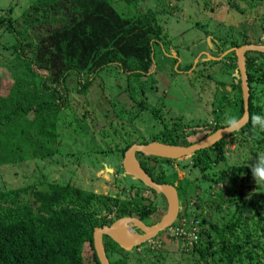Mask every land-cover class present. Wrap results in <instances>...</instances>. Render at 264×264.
<instances>
[{
    "label": "rangeland",
    "instance_id": "374dc122",
    "mask_svg": "<svg viewBox=\"0 0 264 264\" xmlns=\"http://www.w3.org/2000/svg\"><path fill=\"white\" fill-rule=\"evenodd\" d=\"M34 1L0 0V15L8 16L10 9L9 17L19 26L27 25L28 37L36 43L45 24L29 26L24 22L35 16V11L31 13ZM115 6L124 15L135 13V9L123 1L118 0ZM136 6L142 11L148 8L157 11L156 16L167 34L164 51L168 58L177 59L173 66L175 71L171 70L172 61L157 52L158 63L149 77H128L117 65H110L95 75L88 91L83 93L77 91V77L71 75L67 80L69 106L61 111L58 120L59 153L44 157L34 155L18 164L0 166V189L37 184L45 177L48 182L72 184L95 192L99 198L106 195L129 198L143 184L125 174L122 166L125 152L121 150L124 146L155 136L159 138L154 141L161 142L160 137L169 138L167 133L171 130L182 139L187 137L196 143L206 138L210 127L218 123L225 127L227 116L239 114L235 85L242 87V79L237 61L228 55L239 47L232 46L234 42L246 39L264 44V0H138ZM14 41L9 31L0 30V95L3 97H7L20 76L16 67L10 68L11 64H17L16 52L10 47ZM250 54L257 56L254 52ZM262 62L259 59V65ZM188 64H192V68L184 71ZM261 82H255L254 92L263 106L264 78ZM34 115L31 111L29 117ZM257 134L264 137V130ZM224 154L226 161L213 166L208 171L210 175L216 176L220 170L235 164L250 168L258 155H264V144L239 145L230 139L224 146ZM193 155L174 158L172 163L162 164L157 169L158 175L170 179L178 195L186 198L182 208L185 216L175 222L184 229L185 237H172L167 230L128 252L116 246L118 252L110 253L113 260L125 256L127 264H197L192 250L198 241L188 239L191 222L199 221V235L202 217L224 223L227 213H223L220 206L227 210L239 200L243 172L230 186L226 180L219 183L205 180L201 169L193 164ZM248 185L244 197L258 206L259 215L251 216L262 218L259 235L264 240V189L257 188L256 182L248 181ZM150 195L151 208L156 210L155 216L147 218L148 226L158 223L167 213L166 196L157 192ZM23 200L32 202V191ZM93 209L100 221L119 219L115 218V211L110 213L98 200ZM126 216L140 219L137 214ZM247 223L254 228L251 221ZM130 227L138 234L143 233L136 224ZM206 228L207 225H203L202 233ZM84 256L87 264H96L89 243L84 246Z\"/></svg>",
    "mask_w": 264,
    "mask_h": 264
},
{
    "label": "trees",
    "instance_id": "16d2710c",
    "mask_svg": "<svg viewBox=\"0 0 264 264\" xmlns=\"http://www.w3.org/2000/svg\"><path fill=\"white\" fill-rule=\"evenodd\" d=\"M120 1L132 6L135 13L124 15L115 6L118 0H36L32 4L33 20H24L29 26L45 24L36 43L28 37L27 25L19 26L9 17L10 9L6 13L8 16L0 15V30L6 29L15 40L10 47L16 52L17 64H11L10 68L20 71L7 97L0 95V166L18 164L34 155L44 157L59 153L58 120L61 111L69 106L67 80L71 75L77 77L76 89L83 93L88 91L95 75L110 65H117L128 77H149L158 63L157 52L172 61L171 70L175 71L173 66L177 59L168 58L164 51L163 41L167 34L156 16L157 11L153 8L142 11L136 6L138 0ZM249 43L244 39L232 46ZM251 52L257 56H252ZM234 54L228 57L237 61ZM259 59L263 60L262 65ZM192 66L185 65L184 71ZM246 69L250 87L248 122L213 146L198 150L192 157L193 164L208 181L226 180L230 186L243 172L239 200L227 210L222 204L220 206L222 212L227 213L225 222L219 224L211 218H201V226L207 225V230L202 233L201 227L198 245L192 250L197 264H264V240L259 235L262 218L251 216L258 214V206L244 197L250 187L248 181L256 182L251 169L235 164L220 170L216 176L208 173L213 166L226 161L224 146L230 139L239 145L264 144V137L257 134L259 129L251 124L252 115L264 113V105L259 104L254 92L255 82L261 84L264 78V52H247ZM235 86L239 97L237 116L241 118L244 114L242 87ZM31 111L35 113L33 118L29 117ZM221 128L219 123L210 127L206 137ZM167 134L169 138L160 137L165 144L188 146L195 143L187 137L182 139L172 130ZM134 143H128L122 152ZM251 149L254 151L253 147ZM137 158L155 181L175 186L170 179L158 175L157 170L162 164L172 163L174 158L141 152L137 153ZM257 188L264 189V184H258ZM30 191L32 202L24 201ZM152 193L156 191L143 185L129 198L107 195L99 198L95 192L72 184L48 182L45 177L37 184L0 189V264H87L84 256L87 243L93 250L95 263L100 264L94 248V230L114 220L100 221L93 209L96 201L110 213L115 211V218L137 214L146 221L155 216L156 209L151 208ZM180 197L182 213L178 219L181 220L185 216L182 208L186 198ZM247 221L252 222L253 229ZM104 245L111 264H127L125 256L114 260L110 257L118 252V244L109 236H104Z\"/></svg>",
    "mask_w": 264,
    "mask_h": 264
},
{
    "label": "water",
    "instance_id": "95a60500",
    "mask_svg": "<svg viewBox=\"0 0 264 264\" xmlns=\"http://www.w3.org/2000/svg\"><path fill=\"white\" fill-rule=\"evenodd\" d=\"M249 51L264 52V44H243L235 48L237 56L238 73L241 75L242 96L244 102V114L240 118L239 127L241 129L249 120V97L250 87L247 78L246 69V54ZM225 127L217 130L215 133L198 141L194 144L184 146L175 144H165L159 141H152L144 144L134 143L124 153L122 161L123 170L126 175L132 176L141 182L144 186L155 190L157 193H162L168 201L167 213L155 225L148 226L140 219L134 217H121L115 220L110 225L96 227L93 234L94 248L100 264H111L104 245V236H109L114 242L124 250H132L134 247L151 241L159 233L165 231L178 217L180 211L179 196L174 186L168 183H159L155 181L140 165L137 158V153L141 152L146 155H153L165 158H181L194 154L200 149L213 146L216 142L231 134L232 132L225 131ZM234 130V131H236ZM233 131V132H234ZM125 224L127 227L138 225L143 231L142 234L136 233L133 230V238L120 230V226Z\"/></svg>",
    "mask_w": 264,
    "mask_h": 264
},
{
    "label": "clouds",
    "instance_id": "9594fccd",
    "mask_svg": "<svg viewBox=\"0 0 264 264\" xmlns=\"http://www.w3.org/2000/svg\"><path fill=\"white\" fill-rule=\"evenodd\" d=\"M239 116H227L225 119V131L233 132L239 127ZM251 124L253 128L264 130V115L254 114L251 116ZM252 175L256 184H264V155H258L257 159L250 166Z\"/></svg>",
    "mask_w": 264,
    "mask_h": 264
},
{
    "label": "built area",
    "instance_id": "2783aa9c",
    "mask_svg": "<svg viewBox=\"0 0 264 264\" xmlns=\"http://www.w3.org/2000/svg\"><path fill=\"white\" fill-rule=\"evenodd\" d=\"M186 221V219H184ZM192 224V229H191V232L188 234V239L191 241V242H196L198 241L199 239V232L197 230V226H198V223L199 221L196 220V221H192L191 222ZM169 235L170 236H174L176 238H184L185 237V231L183 228H181L180 226H172L171 228H169Z\"/></svg>",
    "mask_w": 264,
    "mask_h": 264
},
{
    "label": "bare ground",
    "instance_id": "6f19581e",
    "mask_svg": "<svg viewBox=\"0 0 264 264\" xmlns=\"http://www.w3.org/2000/svg\"><path fill=\"white\" fill-rule=\"evenodd\" d=\"M120 230H122V231H124L127 235H128V237L131 239V238H133V235H136L135 233H133V230L131 229V228H129V227H127L125 224H123L122 223V225L120 226ZM132 230V232L131 233H129V231H131Z\"/></svg>",
    "mask_w": 264,
    "mask_h": 264
},
{
    "label": "flooded vegetation",
    "instance_id": "af4514ba",
    "mask_svg": "<svg viewBox=\"0 0 264 264\" xmlns=\"http://www.w3.org/2000/svg\"><path fill=\"white\" fill-rule=\"evenodd\" d=\"M153 194V193H152ZM179 196V204H180V211H179V214H178V217L176 218V220L180 217L179 215L182 213V211H181V197H180V195H178ZM166 201H167V199H166ZM167 204H166V211H167V208H168V201L166 202ZM176 220L172 223V225H170L167 229H169V228H171L174 224H175V222H176ZM143 222H145V224L146 225H148L149 223H148V221H143ZM166 229V230H167ZM144 244V243H143Z\"/></svg>",
    "mask_w": 264,
    "mask_h": 264
}]
</instances>
